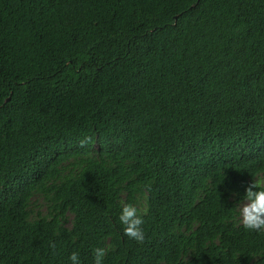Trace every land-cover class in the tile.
<instances>
[{"label": "trees", "instance_id": "16d2710c", "mask_svg": "<svg viewBox=\"0 0 264 264\" xmlns=\"http://www.w3.org/2000/svg\"><path fill=\"white\" fill-rule=\"evenodd\" d=\"M254 177L264 0H0V264H264Z\"/></svg>", "mask_w": 264, "mask_h": 264}, {"label": "clouds", "instance_id": "9594fccd", "mask_svg": "<svg viewBox=\"0 0 264 264\" xmlns=\"http://www.w3.org/2000/svg\"><path fill=\"white\" fill-rule=\"evenodd\" d=\"M87 142L82 140L81 146ZM238 223L245 230L264 233V177H254L243 193V198L237 206ZM119 222L123 227V234L127 238L143 242L145 233L142 227L144 219L138 208L133 204H124L119 213ZM106 249L97 247L93 249L94 264H104ZM71 264H81L79 254L73 252L69 256Z\"/></svg>", "mask_w": 264, "mask_h": 264}, {"label": "water", "instance_id": "95a60500", "mask_svg": "<svg viewBox=\"0 0 264 264\" xmlns=\"http://www.w3.org/2000/svg\"><path fill=\"white\" fill-rule=\"evenodd\" d=\"M9 99V98H8Z\"/></svg>", "mask_w": 264, "mask_h": 264}]
</instances>
